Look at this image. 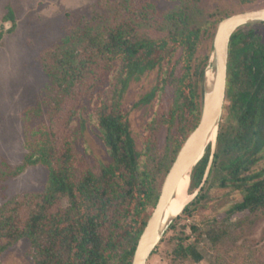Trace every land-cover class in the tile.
Returning a JSON list of instances; mask_svg holds the SVG:
<instances>
[{
	"label": "trees",
	"instance_id": "1",
	"mask_svg": "<svg viewBox=\"0 0 264 264\" xmlns=\"http://www.w3.org/2000/svg\"><path fill=\"white\" fill-rule=\"evenodd\" d=\"M164 1L159 7L157 0H97L89 22L70 26L39 53L50 79L46 98L22 112L26 154L16 166L0 157V176L40 165L46 182L1 205L0 257L27 239L33 264H131L164 177L199 122L217 24L263 7L239 0L241 9L206 11L201 0ZM6 18L14 19L11 7ZM141 72H154L156 81L140 98L150 107L137 143L123 95ZM84 129L97 136L105 161L86 146ZM197 189L181 214L205 209L212 190L217 199H234L204 233L214 251L264 212V22L242 26L230 39L215 149L209 145L190 172L188 193ZM236 215L242 216L234 221ZM172 252L203 260L197 241L179 239Z\"/></svg>",
	"mask_w": 264,
	"mask_h": 264
},
{
	"label": "rangeland",
	"instance_id": "2",
	"mask_svg": "<svg viewBox=\"0 0 264 264\" xmlns=\"http://www.w3.org/2000/svg\"><path fill=\"white\" fill-rule=\"evenodd\" d=\"M157 1L159 7L167 5L164 0ZM253 1L247 7H264V0ZM96 2L0 0V157L9 165H19L26 154L22 112L44 101L50 84V79L41 69L39 53L46 46L63 39L70 26L89 22L99 12ZM201 6L206 11L216 7L229 10L244 7L239 0H201ZM8 7L13 11V21L6 18ZM155 81L154 72H141L130 79L123 95V102L130 104L128 118L137 143L142 121L150 107L140 98L153 90ZM83 133L89 150L96 158L105 161V150L97 136L88 129H84ZM46 175V169L38 165L28 167L15 177L0 176V207L20 193L43 190ZM213 191L206 194L205 200L210 204L205 209L191 216L180 213L171 222L173 227L166 230L146 264H264V212L250 217L242 235L233 243L217 251L209 246L204 233L213 225L214 218L217 216L220 219L223 211L234 201L233 198L217 199L215 197L220 193ZM190 198L188 202L192 201ZM239 216L242 215L233 216L232 219L235 221ZM193 226L198 229L194 231ZM184 238L185 243L197 241L203 255L202 261L195 263L190 259L175 257L172 251L179 239ZM29 248V240H20L0 257V264H33Z\"/></svg>",
	"mask_w": 264,
	"mask_h": 264
},
{
	"label": "water",
	"instance_id": "3",
	"mask_svg": "<svg viewBox=\"0 0 264 264\" xmlns=\"http://www.w3.org/2000/svg\"><path fill=\"white\" fill-rule=\"evenodd\" d=\"M257 22H264V7L232 14L217 24L210 59L204 72L202 107L199 122L185 139L164 177L156 205L138 238L131 264H146L171 222L189 203L187 200L188 203H185L180 213L163 225L165 211L181 179L186 175L190 178L192 168L204 155L209 145L211 146V153L214 152L226 99L230 39L240 27ZM209 72L213 73V79L208 85L207 74ZM213 133H215L214 140L210 141L209 138ZM208 170L209 167L206 174ZM198 191L199 189L191 194V200L196 196Z\"/></svg>",
	"mask_w": 264,
	"mask_h": 264
},
{
	"label": "bare ground",
	"instance_id": "4",
	"mask_svg": "<svg viewBox=\"0 0 264 264\" xmlns=\"http://www.w3.org/2000/svg\"><path fill=\"white\" fill-rule=\"evenodd\" d=\"M213 79V73L209 72L207 74V83L208 85ZM215 133L211 135L209 138L210 141L214 140ZM189 184V177L186 175L184 176L181 181L179 182L173 197L165 211L164 218H163V225L167 223L169 219L176 216L178 213H180L182 207L185 205L191 194L187 192V187Z\"/></svg>",
	"mask_w": 264,
	"mask_h": 264
}]
</instances>
